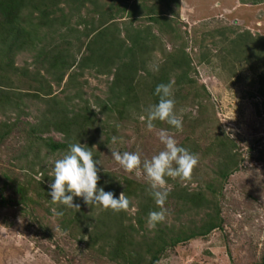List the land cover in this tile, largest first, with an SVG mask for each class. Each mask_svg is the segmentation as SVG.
Wrapping results in <instances>:
<instances>
[{"label": "rangeland", "instance_id": "rangeland-1", "mask_svg": "<svg viewBox=\"0 0 264 264\" xmlns=\"http://www.w3.org/2000/svg\"><path fill=\"white\" fill-rule=\"evenodd\" d=\"M178 3L173 4L170 11L176 30L170 32L154 25L152 30L161 37L162 49L147 56L153 72L166 59L168 49L173 51L182 45L192 59L191 77L195 82L182 88L173 87L175 111L183 121L182 131L177 132L165 122L159 124L158 121L154 122L156 126L152 131L146 129L143 118L147 115L146 105L152 101L143 85L138 87V93L143 97L140 110L132 107L123 117L116 112L110 116L99 113L100 103L109 95L111 74L98 72L96 68L75 67L61 85H57L53 75L41 67V64H50L53 60V65L57 64L62 58L57 51L49 52L50 49L44 48L51 39V30L45 26L37 27L39 42L15 55L14 65L20 71L11 74L13 84L10 89L16 96L34 93L38 86L34 75L41 70L40 74L52 82L53 92L63 102L64 111L65 107L69 112L80 110L88 102L98 112L97 121L93 127H88L86 136L73 134L72 137L76 143L87 145L94 158L99 160L98 175L104 187L111 183L114 187H121L117 198L126 186L125 178L145 186L143 192L138 191L141 193L139 197L136 194L129 196L131 203L124 211L125 216L121 211L122 225H133L127 228L130 232L141 230L148 236L153 235L147 220L141 229L137 219L141 199L151 198L149 186L142 164L138 169L126 172L111 153L134 152L140 155L142 162L150 159L163 150L158 140L161 130H166L179 145L192 153L195 151L199 162L192 170V178L172 179L167 181L166 187L172 191L178 184L177 190L183 186L189 191H203L206 198L217 203L222 227L179 243L157 264H264V48L259 45L261 42L247 34L236 38L246 31L255 38L264 37V3L245 4L240 0H179ZM60 7L64 13L70 9L65 3ZM165 7L160 9L165 10ZM27 14L28 10H24L22 15ZM57 15L61 16L62 11ZM130 20L127 15L120 17V26L125 29ZM133 24L144 28L148 22L139 18ZM71 25H76V17L72 18ZM68 26L63 27L58 21V34H67ZM83 29L84 24L79 31ZM121 36L125 37V31ZM74 37L75 34H68V39L73 41L71 53L78 54L80 59L86 54V48L81 51L78 46L85 38ZM58 43H61V51L69 48L65 45L66 39H56L53 45ZM0 50L11 52L10 46L3 48L1 44ZM43 51L45 53H41ZM75 71L80 74L71 79L70 75ZM176 92L179 93L177 96ZM21 105L17 110L0 108V264H123L121 260L114 261L102 254L98 248L100 245L90 246L88 236L83 237L86 231L81 225L64 222L73 210H83L96 223L103 211L101 207L86 205L82 198L75 197L73 203L78 204L79 209L68 208L52 204L47 200L50 197L43 194L45 189L40 187L47 185L49 188L55 160L62 158L67 151L51 152L38 137L63 142L66 141L65 133L52 129L47 133L38 132L36 136L32 132V126L46 114L47 106L42 96L22 95ZM22 109L24 113L19 114ZM226 137L236 143L232 153L238 168L224 181L218 175V164L226 151H222L218 142ZM37 181L45 183L39 185V195L35 191ZM211 183L217 186V193L210 191L208 185ZM150 200L158 207L153 198ZM182 207L184 212L181 214ZM164 208L166 219L162 224L168 226H180L181 223L191 227L200 225L205 216L204 209L198 212L169 196ZM99 232H103L102 226Z\"/></svg>", "mask_w": 264, "mask_h": 264}, {"label": "trees", "instance_id": "trees-1", "mask_svg": "<svg viewBox=\"0 0 264 264\" xmlns=\"http://www.w3.org/2000/svg\"><path fill=\"white\" fill-rule=\"evenodd\" d=\"M111 1L0 0V44L3 45V48L4 46H10L11 48V52L8 53H5L7 51L3 52L0 50V108L17 110V108H21L22 106V95H30L35 98L42 96L47 106L46 114L32 126V132L42 134L54 129L65 133L64 138L66 141L63 142L56 141L51 137L46 139L38 137V139L44 141L45 146L51 152L67 151L69 145L77 141L73 139V134L86 136L88 127H93L97 121L98 112L88 102L80 110L74 109L69 112L65 107L64 111L62 108L63 102L53 92L52 82L45 75L40 74L41 70L34 75L35 81L38 82L34 93H19L16 96L15 92L11 91L12 89L10 88L13 84L11 74L20 71L14 65V57L19 51H23L30 45L35 44V42L40 41V37L37 36V27L39 26H45L51 30L50 43L48 46H44V48L50 49L48 50L49 52L57 51L58 54H62L61 61L57 62V60V64L53 65L54 60L50 64H41L46 73L53 75L57 85H61L68 72L75 67H79L80 69L96 68L98 72H106L112 75L113 79L111 80L109 95L106 99H103L99 106V113L106 114L107 116L116 112L123 117L129 114V109L132 107L140 110L139 106L142 105L143 97L138 93V87L141 85L148 89L147 95L152 101V104L146 105L149 108L158 101V97L154 95V90L158 84H166L171 81L173 87L182 88L195 82L191 77L193 70L192 59L182 45L174 48L173 51L168 49L169 52L166 54V59L156 72L150 70L148 66L150 58H148L147 54H152V52L162 49V44L160 43L161 37L153 33L154 31L150 29L152 26L142 28L141 25L134 26V24H130L124 29L120 26L119 18L127 15L128 18H134L131 19V22L135 23L136 15H138L142 6L134 4V8L126 12L127 5L124 2L127 0ZM240 1L245 4L264 3V0ZM64 3L70 7L66 13L60 7ZM24 10H28L29 12L25 17L22 15ZM58 11H62V15H57V17L55 14ZM125 13L126 15H124ZM147 15L149 17L150 13ZM73 17H76V25H71ZM149 18L152 22L160 24L161 28L165 27L166 31L168 29L170 32L176 30V27L172 23V16L166 12H160L159 15L152 14ZM58 21L62 23L63 27H67L70 24L67 34L65 32L64 34L62 32L58 34V31H60L56 27ZM83 24L85 25V29L79 31V27ZM113 26H115L114 30L112 29ZM123 31H125V37L121 36ZM55 33L56 35L58 34L57 37L54 36ZM68 34H75L74 38L77 39L81 37L85 38L82 41L80 39V46H78V49L81 51L82 48H86V54L80 56V59L78 58V54L72 55L71 45L73 41L68 39ZM242 34H247L249 38L261 42L259 45L264 48V37L255 38L249 31H246L240 33L236 38H240ZM59 38L63 41L66 39L65 45L70 50L69 48H65L64 51L59 50L61 43L53 45L56 39L58 40ZM86 39H88L87 42ZM41 53H45V51ZM40 59L44 60L42 57ZM78 74L80 72H73L70 75L71 79L76 78L75 75ZM173 77H175L174 81ZM196 96L198 95L196 94ZM23 110H20L18 113L23 114ZM158 123L162 124L163 122L158 121ZM168 127L173 128L169 125ZM226 139L228 137L222 140L219 139L218 142V145L223 149L222 151H226L224 152L223 160L218 164V175L224 181L238 168V162H236L235 155L232 153L233 148H236V143L229 139V141H226ZM191 178L192 175L186 179L189 180ZM51 179L53 181L54 178L52 177ZM166 180L171 181L172 179L166 178ZM124 182L126 186L123 188V192L128 198L133 194L139 197L141 193L138 191L143 192L145 188V186L133 179L125 178ZM28 184L30 185V181ZM43 184H45L43 181L36 182L37 188L35 191L38 195L39 185ZM177 185L175 184L173 190L169 191V197L175 198L182 204L190 206V209H196L198 212L204 209L205 216L202 218L200 225L194 224L191 227L186 223H181L180 226H168L167 224L163 225L159 223L155 229L150 230V233H153V235L148 236L147 233H141V230L137 231V233L128 231L133 225H130V227L123 226L124 217L122 212L114 213L111 210H103L99 213L96 223L93 222L91 215H86L83 210H73L70 212L71 215L69 214V219L67 221L65 219L64 222H68V224L75 223L76 226L81 225L80 227L86 231V233H83V237L88 236L90 246L93 247L95 244L100 245L98 247L100 252L107 254L114 261L121 260L123 264H157L169 249L176 247L179 243L197 236L207 235L213 230L222 227L223 220L215 200L206 198L203 191H189L188 188L183 186L180 190H177ZM208 186L212 194L217 193L218 189L214 183ZM97 187H103L106 192L111 191L115 196H117L116 194H118L121 188L114 187L113 183L104 187V183L102 184L100 180H98ZM40 188L45 189L43 194L48 196L49 188L47 185ZM150 199L143 197L140 201L137 219L141 229L144 227L148 213L159 211L158 207L151 204ZM47 200L49 199L47 198ZM58 207L61 208L60 206ZM183 212L184 209L182 207V211L179 213L182 214ZM93 223L94 225H92ZM91 226L92 228L90 229ZM101 226L103 232L98 233V229Z\"/></svg>", "mask_w": 264, "mask_h": 264}, {"label": "clouds", "instance_id": "clouds-1", "mask_svg": "<svg viewBox=\"0 0 264 264\" xmlns=\"http://www.w3.org/2000/svg\"><path fill=\"white\" fill-rule=\"evenodd\" d=\"M154 95L158 97V101L146 109L147 115L143 118L146 129L152 131L156 126L154 122L160 121L173 127L177 132L182 131L183 121L175 111L172 82L158 84ZM113 140L115 141V138ZM158 140L163 145V150L150 159H144L143 162L138 153H111L120 168L126 172H132L142 164L149 195L159 208V211L148 213L147 225L150 229H155L157 224L166 219L164 205L169 196L166 178L186 179L199 162L197 154L179 145L166 130L158 133ZM98 165H101L99 160L94 158L87 145L79 142L70 144L66 154L54 162L52 172L54 179L49 184L48 192L50 202L79 209V205L74 204L73 200L75 197H81L86 205L99 206L103 210H111L114 213L127 210L130 200L124 192L117 198L113 192H106L103 187H97ZM56 214L62 215L60 212Z\"/></svg>", "mask_w": 264, "mask_h": 264}, {"label": "crops", "instance_id": "crops-1", "mask_svg": "<svg viewBox=\"0 0 264 264\" xmlns=\"http://www.w3.org/2000/svg\"><path fill=\"white\" fill-rule=\"evenodd\" d=\"M131 1V2H130ZM170 0H127L124 2L125 5H127V11L128 12L131 8H134L133 5L134 4H139L142 6V9L138 12V15H136V20L143 19L146 22H148V24H145V28L148 26H151L153 24V27L150 29L154 28V25H160V24H156L154 22H152V20L149 18L152 14L153 15H159L160 12H166L168 13V15L172 16L170 14L171 11V7L173 6V4L178 5L179 0H172L171 2H169ZM129 6V7H128ZM161 6H167L165 7L166 11L163 9H160ZM148 13H150V16L148 17ZM134 19V18H131ZM130 24H133L131 22V20L129 21V24L127 26H129ZM131 27V26H130ZM130 29V28H129Z\"/></svg>", "mask_w": 264, "mask_h": 264}]
</instances>
